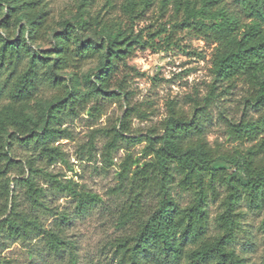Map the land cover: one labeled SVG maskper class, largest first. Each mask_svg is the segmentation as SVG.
<instances>
[{
    "label": "trees",
    "instance_id": "16d2710c",
    "mask_svg": "<svg viewBox=\"0 0 264 264\" xmlns=\"http://www.w3.org/2000/svg\"><path fill=\"white\" fill-rule=\"evenodd\" d=\"M93 1L79 0L78 12L63 19L56 32L45 1L0 0V196L2 215H6L0 231L14 239L41 237L52 252L65 244L61 224L67 222L66 214L57 215L54 231L45 229L38 217L17 209L8 177L16 163L8 147L22 143L48 165L65 161L54 145L60 136H68L64 121L84 111L89 116L100 113L107 98L120 94L121 82L114 81L119 66L125 67L139 50L170 44L177 30L186 29L214 45L208 95L202 104L193 101L189 112L170 103L161 134L146 138L142 156L148 159L141 162L127 155L122 161L117 183L109 192L127 194L116 221L123 233L111 247L120 264H246L235 250L238 208L242 203L253 210L264 207V0H231L230 4L227 0H122L120 16L107 20L89 17L87 9ZM114 2L104 0L105 7L114 8ZM155 6L161 16L170 12V28L159 24L152 31L146 32L151 26L135 31V22ZM91 30L96 37L84 38ZM47 40L50 50L35 47ZM92 62L96 63L93 72L83 73ZM62 72H68V83ZM239 83L247 88L245 106L258 118L242 116L228 122L226 133L233 142L254 144L220 150L207 139V106L219 85L227 92ZM46 89H53L55 96L44 106L35 103L37 110L31 112V105ZM132 112L133 108L127 109L120 119L122 132L116 126L103 130L107 166L119 141L126 140L123 132ZM92 140L88 152L93 150ZM32 160L26 161L24 184L33 208L49 210L42 200L44 189L35 183L39 175L74 200L79 215L100 202L97 195L72 180L62 181ZM214 164L221 167L215 169ZM174 185L190 194L186 206L173 197ZM210 201L219 207L213 235L208 230ZM70 250L72 254L71 245Z\"/></svg>",
    "mask_w": 264,
    "mask_h": 264
},
{
    "label": "rangeland",
    "instance_id": "374dc122",
    "mask_svg": "<svg viewBox=\"0 0 264 264\" xmlns=\"http://www.w3.org/2000/svg\"><path fill=\"white\" fill-rule=\"evenodd\" d=\"M50 10V19L54 31H60L59 23L63 19L72 18L78 10L79 0H43ZM115 7L108 9L104 0H94L88 7L90 18L104 20L120 16L119 4L122 0H114ZM231 0H227L230 4ZM169 13L159 15L156 6L141 20L135 22V31L151 26L148 31L157 28L159 24L170 28ZM145 33V32H144ZM84 38L94 39L93 31L84 34ZM40 51L52 48L50 40L35 46ZM214 45L199 38L194 32L179 29L173 34V40L163 45L159 50H139L126 61V66H119L114 81L121 82L119 96L107 98L103 102L100 113L89 116L87 111L75 118L64 121L62 128L68 130V136H60L55 142L64 153L63 162L48 165L44 160L35 156V153L19 142H13L8 147V153L16 164L8 171L10 179V196L19 211L24 214L38 217L47 230L56 231L59 214H66L68 220L61 224V238L63 245L58 251L52 252L46 241L41 237L31 235L26 239L9 238L0 231V264L10 261L12 264H120L111 243L123 231L116 226L120 209L127 200V194H112L116 183V174L127 155L132 158H141L148 136H159L162 132V122L168 114V106L184 112H189L194 102L202 104L208 95L212 83L210 61ZM95 62L84 67L83 73L93 72ZM68 72L61 76L68 83ZM116 91V86L111 88ZM118 91V90H117ZM247 88L239 83L235 88L225 91L219 85L214 91V97L207 106V139L220 150L231 151L233 148H248L254 143L233 142L226 133L228 122L238 121L242 116L258 118V113L245 106ZM53 89L41 92L38 100L31 105V112L35 113L38 103L44 106L55 96ZM133 108L127 121V131L123 132L125 141H119L118 149L112 152L111 164L103 162L104 145L107 136L103 130L116 126L121 131L119 121L127 109ZM93 137V150L86 148ZM92 155V157H91ZM33 159L37 167L46 172L57 175L62 181L72 180L79 188L97 195L100 202L89 212L79 215L75 210V202L64 193L53 189L40 175L35 177L38 187L44 189V204L49 210L33 208L26 198L24 179L28 177L26 161ZM215 169L220 168L214 164ZM132 169H135L133 167ZM172 195L181 207L190 201V194L181 192L174 185ZM223 195V193H222ZM9 197V199H11ZM3 199L0 196V221L6 215ZM240 212V230L235 243L236 252L245 260L246 264H264V207L261 210L249 209L242 203ZM219 212L218 202H209V234L216 232L215 217ZM54 213V215H53ZM70 245L72 254H70Z\"/></svg>",
    "mask_w": 264,
    "mask_h": 264
}]
</instances>
